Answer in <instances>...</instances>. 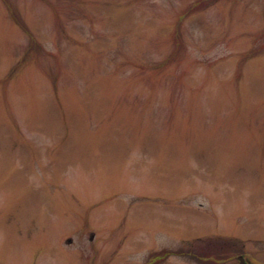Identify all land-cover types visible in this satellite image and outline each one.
I'll return each mask as SVG.
<instances>
[{
	"label": "rangeland",
	"instance_id": "rangeland-1",
	"mask_svg": "<svg viewBox=\"0 0 264 264\" xmlns=\"http://www.w3.org/2000/svg\"><path fill=\"white\" fill-rule=\"evenodd\" d=\"M37 246L264 249V0H0V248Z\"/></svg>",
	"mask_w": 264,
	"mask_h": 264
},
{
	"label": "flooded vegetation",
	"instance_id": "flooded-vegetation-1",
	"mask_svg": "<svg viewBox=\"0 0 264 264\" xmlns=\"http://www.w3.org/2000/svg\"><path fill=\"white\" fill-rule=\"evenodd\" d=\"M70 241V240H69ZM68 241V242H69ZM181 248V247H176ZM73 249V248H72ZM72 249L71 248H40L37 246L36 248H0V264H72ZM80 249V248H79ZM92 250L94 248H91ZM97 256H100L98 260L101 262L96 261L97 264L103 263V250L99 248H95ZM262 249V248H261ZM91 250V251H92ZM80 252V251H79ZM77 253V256L80 258L81 253H88L91 257L90 260L82 259L79 263L80 264H94V254H90L88 250H82L80 253ZM100 252V253H99ZM250 257L244 254V248H240V251L236 252L235 254H231V263L236 264L239 261H242L247 264H264V249L258 251H251ZM255 255H259V258L254 259ZM151 255H148L149 260L147 263L152 262ZM82 257V255H81ZM88 258V256H85Z\"/></svg>",
	"mask_w": 264,
	"mask_h": 264
},
{
	"label": "water",
	"instance_id": "water-1",
	"mask_svg": "<svg viewBox=\"0 0 264 264\" xmlns=\"http://www.w3.org/2000/svg\"><path fill=\"white\" fill-rule=\"evenodd\" d=\"M236 264H247V263H245V261H244V263H243L242 261H239V262L236 263Z\"/></svg>",
	"mask_w": 264,
	"mask_h": 264
},
{
	"label": "trees",
	"instance_id": "trees-1",
	"mask_svg": "<svg viewBox=\"0 0 264 264\" xmlns=\"http://www.w3.org/2000/svg\"><path fill=\"white\" fill-rule=\"evenodd\" d=\"M167 253H169V252H167Z\"/></svg>",
	"mask_w": 264,
	"mask_h": 264
}]
</instances>
